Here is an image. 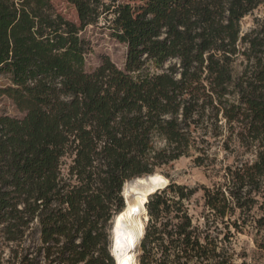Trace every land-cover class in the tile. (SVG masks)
<instances>
[{
	"label": "trees",
	"instance_id": "1",
	"mask_svg": "<svg viewBox=\"0 0 264 264\" xmlns=\"http://www.w3.org/2000/svg\"><path fill=\"white\" fill-rule=\"evenodd\" d=\"M65 1L76 21L0 0V93L23 114L0 115V264H118L125 183L155 173L146 227L128 205L117 223L146 228L132 264H235L232 240L264 233V18L242 31L264 0ZM101 22L126 59L88 71ZM182 158L212 184L176 183Z\"/></svg>",
	"mask_w": 264,
	"mask_h": 264
},
{
	"label": "rangeland",
	"instance_id": "2",
	"mask_svg": "<svg viewBox=\"0 0 264 264\" xmlns=\"http://www.w3.org/2000/svg\"><path fill=\"white\" fill-rule=\"evenodd\" d=\"M55 5L62 11V13L69 19L76 21L77 13L74 6L67 3L65 0H52ZM132 4L139 3V0H125ZM256 18H264V4L259 6L253 14L247 16L242 22L243 33L249 32L255 25ZM104 22L99 25L89 26L82 32V37L88 42L90 50L86 55V68L88 71L94 70L100 65L103 58L108 56L119 67L124 65L126 59L127 48L124 44L118 42L111 36L110 30L103 27ZM242 70L240 64L235 66V73L238 74ZM7 83V81L0 77V90ZM0 115H9L12 117H23V114L16 108L14 103L5 95L0 93ZM224 153H219V158H223ZM231 161V160H230ZM171 178L178 184L187 185L195 188L202 185L210 186L211 179L208 177L206 168L195 165L192 158H182L174 165L173 170L170 171ZM161 182L170 180L165 176L157 175ZM154 187V178L144 179L141 184H137L130 195H135L141 189L148 194ZM203 192L200 191L194 198L195 214L199 215L202 211ZM129 209H133L130 208ZM134 218H139V223L143 224L144 214L133 213ZM258 244H264V233L256 235L254 230H249L245 234H239L232 240V248L235 253V264H264V248H260ZM138 248V247H137ZM136 249L134 259L136 264H139V253ZM112 255V251H111ZM113 256V255H112ZM117 256V255H116ZM118 257V256H117ZM114 258V257H113ZM114 262L115 259H114ZM133 263V257L127 260V264Z\"/></svg>",
	"mask_w": 264,
	"mask_h": 264
},
{
	"label": "bare ground",
	"instance_id": "3",
	"mask_svg": "<svg viewBox=\"0 0 264 264\" xmlns=\"http://www.w3.org/2000/svg\"><path fill=\"white\" fill-rule=\"evenodd\" d=\"M153 177H150L149 179H152ZM131 183H134V182H131ZM125 194H126V198L128 202L127 204L128 207L133 208L134 210H142V211L145 210V214H146L145 227H146V219H147L146 212L147 211L144 207H145V203L147 202V198L149 197V195L146 198L143 194L139 192H137L135 195H128L126 191ZM126 210H127V206H126L125 211ZM121 215L119 216V218L121 217ZM119 218L117 219V222H116L114 239H113L114 253H116V255L118 256L117 258L118 264H127V259L129 255L133 252V250L138 245H140L139 240L142 237V233L137 224H124V225L118 226L117 228V223L120 221Z\"/></svg>",
	"mask_w": 264,
	"mask_h": 264
},
{
	"label": "water",
	"instance_id": "4",
	"mask_svg": "<svg viewBox=\"0 0 264 264\" xmlns=\"http://www.w3.org/2000/svg\"><path fill=\"white\" fill-rule=\"evenodd\" d=\"M155 175H160V176H162V175L159 174V173H155V174H152V175H146V176H143V177H137V178H134V179H132V180H130V181H128V182H129V183H130V182H135V181H137V180L140 179V178H146V179H149L150 177H153V176H155ZM128 182L125 183V186H126V184H127ZM168 185H169V184H168ZM125 186H124L123 196H124V198H125V203H126V206H127L128 202H127V198H126V194H125ZM165 187H167V186H165ZM161 189H162V188H157L154 192H150V193H149V197H150L152 194H154L157 190H161ZM149 197L147 198V202H146V203H148ZM144 208H146V204H145V207H144ZM146 210H147V209H146ZM121 213H122V212H121ZM121 213H120V214H121ZM146 213H147V219H146V225H147L148 220H149V217H148V212H146ZM120 214H119V215H120ZM119 215H117V216L114 218V221H113L112 240L114 239L115 226H116L117 219L119 218ZM145 230H146V228H145ZM144 234H145V231H144ZM144 234L142 235L141 239L139 240V244L141 243V241H142V239H143V237H144Z\"/></svg>",
	"mask_w": 264,
	"mask_h": 264
}]
</instances>
